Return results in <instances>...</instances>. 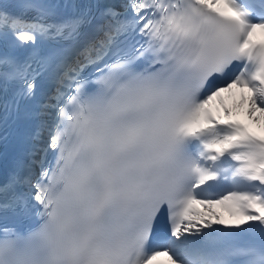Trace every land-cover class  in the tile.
I'll use <instances>...</instances> for the list:
<instances>
[{
  "label": "bare ground",
  "instance_id": "obj_1",
  "mask_svg": "<svg viewBox=\"0 0 264 264\" xmlns=\"http://www.w3.org/2000/svg\"><path fill=\"white\" fill-rule=\"evenodd\" d=\"M213 105L220 118H241L253 131L264 136V110L253 103L250 91L237 88L223 90L214 99ZM247 207L255 209L257 213L248 212ZM257 215H264L263 199L252 195L247 204L241 205L235 195H228L206 207L205 221L250 223Z\"/></svg>",
  "mask_w": 264,
  "mask_h": 264
}]
</instances>
